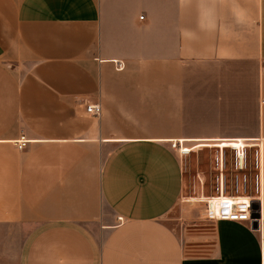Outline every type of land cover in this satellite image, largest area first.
<instances>
[{
	"label": "crops",
	"instance_id": "crops-1",
	"mask_svg": "<svg viewBox=\"0 0 264 264\" xmlns=\"http://www.w3.org/2000/svg\"><path fill=\"white\" fill-rule=\"evenodd\" d=\"M224 141L261 149L259 228L184 239L172 143ZM0 264H264V0H0Z\"/></svg>",
	"mask_w": 264,
	"mask_h": 264
},
{
	"label": "rangeland",
	"instance_id": "rangeland-1",
	"mask_svg": "<svg viewBox=\"0 0 264 264\" xmlns=\"http://www.w3.org/2000/svg\"><path fill=\"white\" fill-rule=\"evenodd\" d=\"M249 142V141H248ZM199 146H206L204 144H199ZM247 146V145H246ZM245 146V147H246ZM219 147H222L219 145ZM219 147H216L212 151H203L197 149V151H192V169L190 166V152L188 156V168L185 171L186 184H185V194L181 200L180 205L172 212V217L169 222L176 228L178 232L182 234L184 239L187 235L196 233V231L202 232L203 240H206L207 231L210 229L212 231V226L206 225V207L202 196L216 195L218 192L216 190L217 186V175L219 174V169L215 163V154ZM226 154V164L224 169V174L226 178L225 192L228 195H254V177L257 172L255 167V149L256 147L247 146L249 163L248 167L240 172L234 166V158L236 154V149L231 147H222ZM197 162V165H196ZM202 170L204 172L203 179H199L196 182L195 175L197 171ZM244 174L247 175V181L244 180ZM238 178L239 184H238ZM203 180V181H202ZM184 217L182 218V216ZM188 223H199V225H191ZM190 253H203L205 248H189L187 249Z\"/></svg>",
	"mask_w": 264,
	"mask_h": 264
},
{
	"label": "built area",
	"instance_id": "built-area-1",
	"mask_svg": "<svg viewBox=\"0 0 264 264\" xmlns=\"http://www.w3.org/2000/svg\"><path fill=\"white\" fill-rule=\"evenodd\" d=\"M144 16H141L143 18ZM125 67L124 62L117 61V68L123 69ZM103 107L101 103H90L86 106V112L92 116H101ZM26 142H22L18 145L19 148L25 146ZM173 147H177L179 153L182 155H187L190 151H187L188 147H184L181 142H173ZM215 163L219 169V174L217 175V194L211 196H202L206 207V216L210 221L218 220H235V221H249L252 222V202L253 200L261 201L260 197L263 192V176H262V153L260 147L255 149V167L257 172L254 177V195H228L225 192L226 178L224 174L225 164H226V154L220 148L215 154ZM249 157L247 148L244 147L241 150L236 149V154L234 158L235 168L242 172L248 167ZM240 178H238L239 184ZM244 180L247 181V175L244 174ZM123 220L122 217H119Z\"/></svg>",
	"mask_w": 264,
	"mask_h": 264
},
{
	"label": "water",
	"instance_id": "water-1",
	"mask_svg": "<svg viewBox=\"0 0 264 264\" xmlns=\"http://www.w3.org/2000/svg\"><path fill=\"white\" fill-rule=\"evenodd\" d=\"M252 228H259V219H260V202L258 200H253L252 202Z\"/></svg>",
	"mask_w": 264,
	"mask_h": 264
},
{
	"label": "bare ground",
	"instance_id": "bare-ground-1",
	"mask_svg": "<svg viewBox=\"0 0 264 264\" xmlns=\"http://www.w3.org/2000/svg\"><path fill=\"white\" fill-rule=\"evenodd\" d=\"M219 145L222 147H231L232 149H239V150H241L242 148H244L246 146V144H243L239 141H224V142L218 144V147H219ZM186 150L190 151V148H188Z\"/></svg>",
	"mask_w": 264,
	"mask_h": 264
}]
</instances>
